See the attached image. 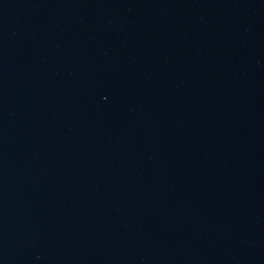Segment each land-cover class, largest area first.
I'll list each match as a JSON object with an SVG mask.
<instances>
[{
  "label": "water",
  "instance_id": "1",
  "mask_svg": "<svg viewBox=\"0 0 264 264\" xmlns=\"http://www.w3.org/2000/svg\"><path fill=\"white\" fill-rule=\"evenodd\" d=\"M0 264H264V0H0Z\"/></svg>",
  "mask_w": 264,
  "mask_h": 264
}]
</instances>
